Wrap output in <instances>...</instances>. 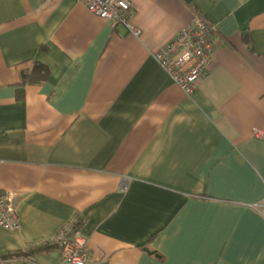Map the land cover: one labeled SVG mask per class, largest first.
<instances>
[{"label": "crops", "instance_id": "0c3cea01", "mask_svg": "<svg viewBox=\"0 0 264 264\" xmlns=\"http://www.w3.org/2000/svg\"><path fill=\"white\" fill-rule=\"evenodd\" d=\"M130 2L139 37L76 0H0V189L20 226L0 228V264H61L46 243L77 216L86 264H264V0ZM197 17L215 45L188 97L153 55ZM35 65L46 81L21 86Z\"/></svg>", "mask_w": 264, "mask_h": 264}, {"label": "built area", "instance_id": "2783aa9c", "mask_svg": "<svg viewBox=\"0 0 264 264\" xmlns=\"http://www.w3.org/2000/svg\"><path fill=\"white\" fill-rule=\"evenodd\" d=\"M90 14L111 23L113 27H124L134 37L140 31L130 25L132 5L130 0H76ZM216 29L205 19L197 17L190 25L178 32L168 43L154 53L153 59L170 78L172 83L186 96H192L199 81L207 73L212 62ZM256 139H264L258 130ZM264 209V204L261 205ZM84 219L77 216L66 223L46 245L56 247L61 264H86L89 255L86 240L82 235ZM0 228L8 232L19 230L15 215L14 195L0 189Z\"/></svg>", "mask_w": 264, "mask_h": 264}, {"label": "trees", "instance_id": "16d2710c", "mask_svg": "<svg viewBox=\"0 0 264 264\" xmlns=\"http://www.w3.org/2000/svg\"><path fill=\"white\" fill-rule=\"evenodd\" d=\"M47 77H48L47 69L42 67L41 65H35L31 69V72L29 74H21L20 85L23 86L26 83L39 84V83L46 81ZM22 98H23L22 91H18L17 92V99H22ZM42 248L43 247L28 248L25 251L7 254L6 256H4L1 259L28 258V257H31V256L35 255L36 253L40 252L42 250Z\"/></svg>", "mask_w": 264, "mask_h": 264}]
</instances>
